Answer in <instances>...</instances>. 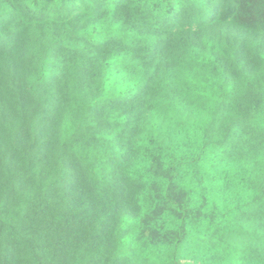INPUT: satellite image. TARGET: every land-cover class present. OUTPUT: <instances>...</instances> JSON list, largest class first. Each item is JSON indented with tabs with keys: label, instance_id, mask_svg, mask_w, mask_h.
I'll list each match as a JSON object with an SVG mask.
<instances>
[{
	"label": "clouds",
	"instance_id": "obj_1",
	"mask_svg": "<svg viewBox=\"0 0 264 264\" xmlns=\"http://www.w3.org/2000/svg\"><path fill=\"white\" fill-rule=\"evenodd\" d=\"M0 264H264V0H0Z\"/></svg>",
	"mask_w": 264,
	"mask_h": 264
}]
</instances>
